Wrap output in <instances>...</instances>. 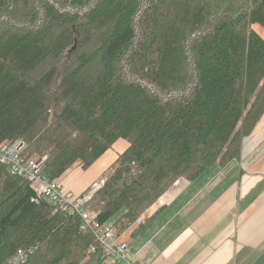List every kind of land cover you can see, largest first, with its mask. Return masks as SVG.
Returning <instances> with one entry per match:
<instances>
[{
	"label": "trees",
	"instance_id": "obj_1",
	"mask_svg": "<svg viewBox=\"0 0 264 264\" xmlns=\"http://www.w3.org/2000/svg\"><path fill=\"white\" fill-rule=\"evenodd\" d=\"M256 24L264 0H0V143L60 180L127 140L86 204L119 236L179 178L240 157L264 116ZM35 196L0 161V264L28 248L23 264H105L78 214Z\"/></svg>",
	"mask_w": 264,
	"mask_h": 264
},
{
	"label": "crops",
	"instance_id": "obj_2",
	"mask_svg": "<svg viewBox=\"0 0 264 264\" xmlns=\"http://www.w3.org/2000/svg\"><path fill=\"white\" fill-rule=\"evenodd\" d=\"M120 141L89 169L79 162L68 169L60 179L66 191L85 194L128 147ZM140 217L118 236L129 261L105 264H264V116L239 158L179 178Z\"/></svg>",
	"mask_w": 264,
	"mask_h": 264
},
{
	"label": "built area",
	"instance_id": "obj_3",
	"mask_svg": "<svg viewBox=\"0 0 264 264\" xmlns=\"http://www.w3.org/2000/svg\"><path fill=\"white\" fill-rule=\"evenodd\" d=\"M24 147L22 140L0 143V161L7 164L13 173L22 176L31 183L37 203L47 200L60 205L70 213L78 214L81 218L80 229L94 234L96 242L103 248L107 258L117 257L129 261L131 254L128 243L118 238L113 227L101 223L96 211L86 207V203L105 182V179L95 182L88 192L77 196L71 191H66L59 180H50L43 176L42 169L45 158L26 155ZM143 221V217L137 219L139 224ZM91 248L95 249L93 245ZM32 251L33 248L19 249L9 264L24 263Z\"/></svg>",
	"mask_w": 264,
	"mask_h": 264
},
{
	"label": "rangeland",
	"instance_id": "obj_4",
	"mask_svg": "<svg viewBox=\"0 0 264 264\" xmlns=\"http://www.w3.org/2000/svg\"><path fill=\"white\" fill-rule=\"evenodd\" d=\"M256 28H257V29H258V30L264 35V27H263V26H261V25H259V24H256ZM120 142H124V143H126V144L128 145V143H127L128 141L125 140V139H121ZM114 145H115V144H114ZM117 148H118V147H116V146L114 147V146H113L110 150L113 151V152H114V151L116 152V150H118ZM212 171H213V170H212ZM209 172H210V171H209ZM100 180H101V179H99L98 181H100Z\"/></svg>",
	"mask_w": 264,
	"mask_h": 264
},
{
	"label": "bare ground",
	"instance_id": "obj_5",
	"mask_svg": "<svg viewBox=\"0 0 264 264\" xmlns=\"http://www.w3.org/2000/svg\"><path fill=\"white\" fill-rule=\"evenodd\" d=\"M72 54V53H71ZM71 58V57H70ZM24 141V140H23ZM43 171V170H42ZM103 179V178H102ZM87 204V203H86ZM87 207V206H86ZM23 264V263H22Z\"/></svg>",
	"mask_w": 264,
	"mask_h": 264
}]
</instances>
